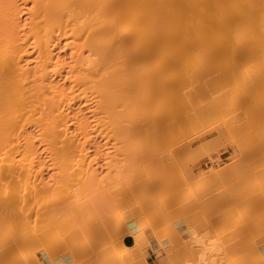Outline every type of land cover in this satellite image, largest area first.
<instances>
[{"label":"bare ground","instance_id":"1","mask_svg":"<svg viewBox=\"0 0 264 264\" xmlns=\"http://www.w3.org/2000/svg\"><path fill=\"white\" fill-rule=\"evenodd\" d=\"M241 48H242V51L240 50ZM244 48L247 50H245ZM229 49H234L235 54L234 55L232 54V56H231V54H229L230 52H228V54H226L225 51H228ZM253 49H255L256 52L259 54L255 53V51ZM243 50H244V52H243ZM250 50H252L253 52L251 53ZM221 51H222V53L224 51L225 54L221 53L222 55H220L219 53ZM230 51H232V53H234L233 50H230ZM237 52L238 53L240 52L239 53L240 55H238ZM248 53H251V54H248ZM218 54H219V57L221 56L220 58L218 57ZM236 54L238 55V59H237V57H233ZM242 54L244 55V58H243ZM223 55H224V57H223ZM225 55L226 56L229 55V57H232L231 60H229L228 58H226L228 60L224 59L226 57ZM261 55H264V0H0V230H2V233L7 232L5 234L7 235V237H9L11 239V242L13 243V245L14 244L16 245V248L18 245H21V246H18V250L20 247H24L26 250L27 249L26 247H28L27 246L28 244L31 245L30 246L31 250H32V248L35 250L36 246L34 245L35 248L32 247L33 242L38 241V243H39L42 239V238L40 239V237H42V234L44 235V233L46 232L45 230L48 229V227H46L48 225L45 224L46 222L44 220L47 217L50 218V216L44 215V211L49 215H53L54 214L53 212L56 213V211H53L54 209H52V208H50V210L52 209V212L49 210V208L46 210L45 204L46 203L48 204V199L50 200V198L55 197V195L57 194L60 198L56 195V199L55 198L54 199L57 201V197H58L59 198L58 201H59L61 199V195H59V194H61L62 192L65 191V193H63V195H66V190L68 191V189H70V187L68 188L65 184H71L72 186H75V184L79 183L78 186H76L77 188H79V190H77V188H75V190H74V188L73 189L71 188V189L73 191L77 190L76 192H79L81 190L82 194L84 195L87 192V191H83V190H85L86 185L88 186L89 184L91 185V183H93L92 181L94 180V178H95L94 176L97 172V170L95 171V169H98V168H94L93 164L98 165L96 159L98 158V156L100 157V155H97V157L95 158L94 156H96V155L93 154L94 156L91 157V155H90V152L92 150L91 147H94V149L92 150L93 152L98 151V152H100V154L103 153V152L101 153V151L98 150L100 147V145H98L96 143L98 138L102 139L101 142H103L102 144L104 145V142H105V144L107 143L106 139L108 140L109 137H110V140L113 139V138H111L110 135L114 136V138H116L118 141H120L124 136H127L131 133L130 140H132V142H130V143L137 144L138 143L137 140L139 139V137L142 135L144 136V134H147V137L150 136V139H147V137H146L147 141H150L151 138H154V137H151V135L154 132H158V131L162 132V130H164L167 133H172V131H174L177 127H185V126H189L190 123L193 124L194 122L195 123L200 122V120L202 118L208 116L211 112L213 114V111H215L216 107L219 106V105H217L218 104V100H217L218 98L224 99L225 97H222V96H224V95L226 97L229 96L227 94L228 89L234 87L235 80L233 79L234 83L231 84V87H229L230 83L228 82L229 85H228V88H226L224 86L226 84V83L224 84V80H225L224 77H226L227 75H228V77L231 75L234 77L236 76V79H237V74L239 73V71H241V74L239 73L238 75H242V72L244 70H247V71H249V73H253V76H252V75H248L249 74L248 72H243V75H244V73L247 74L246 75L247 77L245 76L247 79H249L248 77H254V76L256 77L257 76L256 78L255 77L254 78L256 80H258L260 78V82H261L260 76H262V81H264V61L261 60L262 59ZM248 56L250 58L252 57L251 60L253 58H255V60L250 61V58ZM207 57H209V58H207ZM210 57H214L213 59H215V57H216V59H218V60H216V61H218V63L215 61H212V58H210ZM247 57L249 58L248 61L245 59ZM221 58L223 60H225V63H227V64H224V61L221 62ZM233 58L237 59V61ZM239 59H242V60H239ZM206 60H207V66H206ZM233 60L236 62L235 65L233 64L234 63ZM208 62H210V63H208ZM122 63H124L123 65H125V63H127L129 65L130 72L131 73L133 72V74H131L132 77L129 76V77L125 78V74H123L124 76L122 77V76H120L121 74L119 71L118 72L120 75L118 74V72H117L118 69L115 71L116 66H119ZM209 64H210V66L213 65V67L215 69L213 67H212L213 70L211 67L209 68L208 67ZM215 64H217V65L219 64V66L221 64V66H220L221 68L218 66L219 69H221V71H218L219 69L217 66H215ZM130 65H131V68H130ZM225 65L229 66V67L227 69H225L226 68ZM233 65L235 67H233ZM222 66L225 68H222ZM229 68H232V69L229 70ZM233 68L240 69V70H235ZM222 69H224V70H222ZM214 70H216V72L218 71L217 73L215 72L216 77L220 76V79L219 78L218 79L223 81V82L216 81V84L218 83L219 85H216L215 83H213L216 85V86L215 85L214 86L219 87L220 83H221V86L223 83L224 84L223 87L226 88L227 91H226V89H224L225 90L224 93L225 92L226 93L224 94L223 92H221V94H220V95H222L221 97H219L220 95H218V92L216 91L217 94L215 96H218V98L215 99V96L213 93H215L214 91L218 89V88H216V89H214V91L212 93L213 96H211L213 100H209V99H211L210 96L208 99V97L206 95L207 93H205L207 99L204 100L203 97L205 98V96H202V95H204L203 92H205V90H207L209 88H207V86H203V84L209 85L210 82L208 84H206L205 82H207V80L209 79V78H206L205 79L206 81H204V83L202 80H201L202 84L199 83L200 82L199 76L201 73L203 74L205 72L203 75H206L209 77V76H211L209 74H211V72H213ZM225 70H227V71L229 70L230 72H232L231 75H229L230 74L229 71L227 72ZM209 71H211V72H209ZM224 71L226 72V74L227 73L228 74L226 75L224 73ZM235 71H236V73L237 72L238 73L236 74ZM134 73L136 76H138L137 79H133ZM215 73L213 72L214 75H215ZM222 73L226 76H224ZM233 73H235V74H233ZM217 74H218V76H217ZM255 74H257V75H255ZM243 75H242V78L244 77ZM258 75H260V76H258ZM221 76L222 77L224 76L223 77L224 79ZM245 77L243 79L241 78L240 81H242L244 79H245V81L251 80V78H250V80H246ZM134 78H136V77H134ZM210 78H211L210 80L214 79V77L213 78L210 77ZM238 78H239V76H238ZM254 78H253V80H255ZM229 79H231V78L229 77ZM215 80H216V78H215ZM227 80H226V82H227ZM256 80L254 82L251 81V82L255 83V85L252 83L253 86H255V88H257V85L259 84V82L257 83ZM197 81H199V82H197ZM236 81L239 83L238 80H236ZM245 83L247 84V82H245ZM256 83H257V85H256ZM200 84L203 87H206L207 89L203 88ZM252 84H248L247 86H250L251 88H253ZM186 85L189 88L187 91L183 90V88L187 87ZM262 85H264V83H262L260 86H262ZM240 86H242V85H240ZM244 86H246V85H244ZM260 86H258V87H260ZM210 87H212L211 89L213 90L214 87L213 86H210ZM236 87H237V89H239L238 88L239 84ZM250 87L246 88V94H249V93H247L248 92L247 90H248V88L250 90L251 89ZM244 88L245 87H243V89ZM262 88H264V86H262L260 88V92L264 91V89H262ZM211 89L209 91H211ZM243 89L242 88L240 89L242 94L239 90H237L238 92H240L239 94H237L238 92L236 90H234L236 93L235 92H233V93L237 94L238 96L240 95L239 97H243L244 96L243 92L245 91ZM252 90H250V91L252 92ZM256 90L254 89L253 93ZM209 91H208V94H209ZM229 92H231V89H229ZM253 93H251V95L253 97H254V95H257V94H253ZM229 94L231 95V93H229ZM262 94H264V92H262ZM262 94H260V95H262ZM233 95H232V97L234 99ZM241 95H243V96H241ZM236 96H235V98L237 100H239L240 98L238 99L237 98L238 96L237 97ZM244 97L246 98V96H244ZM261 97H264V96H261ZM228 99L229 98L227 97L226 100H228ZM241 99L243 100V98H241ZM250 99H252L254 101L256 100V98L253 99L251 97H250ZM221 101H224V100H221ZM254 101H252V102L254 103ZM121 102H122L124 107L121 104H119ZM219 102H220V100H219ZM224 102H223V104H224ZM258 103H260V102H258ZM118 104H119V106L124 108V111L127 110L126 113L128 114L127 115L128 118L127 117L126 118L128 120L127 119L126 120H127V122L129 121L128 124H130V125H128V127L130 129H128V127H126V129L123 128V123H121L120 117L118 119L115 118V114L120 116L119 112L122 111L121 108L117 110ZM250 104L251 103H249L248 105H250ZM228 105H229V103H228ZM261 108H264V107L261 106ZM227 111L228 110H226V112ZM262 112H264V111H262ZM123 114L125 115V113H123V111H122V115ZM238 114H239V112H238ZM109 116H111V117H109ZM231 117H233V116H231ZM246 117H242V118H246ZM262 117H264V116H262ZM112 119H116L119 121L117 122L116 125H114ZM116 120H114V122H116ZM110 121H112L113 125H111ZM108 122H110V123H108ZM119 122L122 124V126H121V124H119ZM226 123H227V119H226ZM244 123L245 122H243V124ZM240 125H238V127ZM245 125H244V127H245ZM241 128H243V127H241ZM119 129H120V131H119ZM127 129H128V132H127ZM262 129H264V128H262ZM122 130L125 132H123ZM254 130H256V129H254ZM241 131H242V129H241ZM139 133H141L142 135ZM123 134H124V136H123ZM134 135L138 139H136V137L133 138ZM155 135L158 136L159 134H154V136ZM163 135L166 136L165 133ZM179 135H177V136H179ZM239 135H240V133H239ZM157 136H156V138H157ZM170 136H168V137H170ZM245 136H246V134L244 133V137ZM248 137H251V136H248ZM260 137H261V135H260ZM135 139H136L137 143L135 142ZM172 139H173V137H172ZM172 139H170L171 140L170 142H172ZM262 139H264V138H262ZM143 140H144V138H143ZM143 140H141L142 142L140 141L141 145H142V143H144ZM157 140H158V138L156 139V142L158 143ZM167 140H169V138ZM125 141H126V139L123 140V142H125ZM127 141H129V139ZM101 142H100V144H101ZM240 142H242V141L240 140ZM145 143H146V140H145ZM148 143H150V142H148ZM259 143H258V145H259ZM154 144L156 145V143H154ZM141 145L138 147L140 148ZM146 145L148 146V144H146ZM151 145H152V143H151ZM155 145L150 146V148L151 147L154 148L156 146L158 147V145H156V146ZM218 145L219 144H217V146L214 148H217L220 146V145L219 146ZM240 145H238V146H240ZM244 146H246V145H244ZM113 147H116V145ZM130 147H131L130 149H129V147L126 148V146L124 148L128 149L127 151L130 150L129 151V152H131L130 154H133L134 152L135 153L138 152V150L135 151V148H137V146L136 147L130 146ZM146 147L144 146V150ZM199 147L200 146H198V150H196V151H197V153L201 154L203 151L202 150L203 148L201 146L202 149H199ZM104 148H106V146H104L102 149H104ZM116 148H114V149H116ZM124 148L122 149V146H121L120 149H122L124 152H127L126 149L124 150ZM255 148H253V149H255ZM122 150H119V148H118V150H117L118 154H120V152L122 153ZM189 151H190V149H189ZM169 152H171V151H169ZM96 154H98V153H96ZM152 154H155V153H152ZM239 154H240V152H239ZM255 154L256 153H254V155ZM125 155H126V153H125ZM136 155L139 156V158H140V155H138V154H136ZM164 155H166V154H164ZM197 155L199 156V154H197ZM137 156L135 158L139 159V158H137ZM162 156H163V154H162ZM110 157H112V156H110ZM110 157H108V159H110ZM120 158H123V156ZM143 158H146V157L144 156ZM125 159H126V157H125ZM151 160H152V158H151ZM163 160H165V159H163ZM174 160H172V161H174ZM114 161H116V159H114ZM120 161H122V160H120ZM123 161L125 162V160H123ZM139 161H141V160L139 159L138 163H139ZM146 161L143 162L144 165H148V164H145ZM156 161H157V159H156ZM105 162H107L106 159L103 162V164ZM147 162L150 163V161H147ZM168 162H169V160H168ZM130 163L131 162L129 160V164L127 163V165L131 166ZM140 163H142V162H140ZM158 163H159V161H158ZM105 164H107V163H105ZM120 164H119V166L121 167ZM239 164H241V163H239ZM136 165H137V163H136ZM138 165H140V164H138ZM141 165H143V164H141ZM254 165H256V163ZM98 166H99V168L101 167V165H98ZM103 166H105V165H103ZM106 166H105V169H107L109 167V166H107V168H106ZM116 166L118 167V172H119L120 168L118 165H116V163L114 165V168H112V170L114 169V171H115ZM133 166L131 169L130 168L129 169L132 170L136 167V166L135 167H133ZM165 166H167V165L165 164ZM142 167L144 168L145 166H142ZM223 167H222V169H220V170H222V171H220L222 174L220 176H223L225 179L227 177L224 176L223 175L224 173H222V172H225L226 170L230 171L231 165H225V167L224 168ZM138 168H139V166H138ZM143 168H142V170H143ZM146 168H148V167H146ZM170 169H175V167L174 168L170 167ZM107 170H109V168ZM142 170H140V171H142ZM161 170H162V168H161ZM136 171H138V169ZM156 172H155V175L158 174V173L156 174ZM208 172L209 173H207V175H205L207 177L205 180L209 179L208 180L209 183H210V180L212 182L217 181L216 179L219 180V177L217 176L219 174V168L215 169L214 167H212ZM238 172H240V171H238ZM105 173L107 174V172H105ZM146 173H144V174H146ZM257 173L258 172H256V174ZM133 174H135L134 170H133ZM162 174H163V172H162ZM100 175H99V177H100ZM112 175H114V173L111 174V176ZM139 175L137 178L138 180H139ZM185 175H188V174H185ZM134 176H132V177H134ZM152 176H154V174H152ZM157 176L160 177L159 174ZM164 176H167V172H166V175H164ZM106 177H107V175H106ZM114 177H115V175H114ZM214 177L215 178L218 177V178H216L214 180ZM103 178H102V180H103ZM140 178L142 179V177H140ZM161 178H163V176ZM204 178L205 177L203 176V178H201L199 181L202 182L204 180ZM230 179H231V177H230ZM262 179H264V178H262ZM168 180H171V177ZM163 181L166 182V180H164V178H163ZM208 181H207V183H208ZM128 182L131 183L130 181H128ZM203 182H205V181H203ZM236 182H237V180H236ZM108 183H109V181H108ZM159 183H160V181H159ZM216 183H218V182H216ZM220 183H221V181H220ZM224 183H225V181H224ZM123 184H124V181H123ZM143 184L144 183H142V185ZM145 184H146V182H145ZM148 184H149V182H148ZM150 184H152V183H150ZM162 184H161V186H162ZM178 184H179V182H178ZM152 185H154V184H152ZM197 185H198V183H197ZM215 185H217V184H215ZM218 185H220V184H218ZM115 186H117V185H115ZM156 186H158V185H156ZM224 186H225V184H224ZM88 187L90 188V186H88ZM88 187H86V189H88ZM128 187H131V186H128ZM140 187H141V184H140ZM144 187H145V185H144ZM203 187L201 188V190L203 189ZM62 188H65V189H62ZM110 188H112V186ZM186 188H187V186H186ZM61 189H62L61 193L55 192V194H54V191H61ZM96 190H98V189H95V191ZM136 190H139V188L138 189L136 188ZM249 190H251V189H249ZM73 191H71V192H73ZM91 191H93V190L91 189ZM116 191H117V189H116ZM126 191L130 192V191H128V189ZM175 191H177V190H175ZM182 191H183V189H182ZM211 191H213V190H211ZM228 191H230V190H228ZM76 192H75L74 196L77 197L79 193L77 194ZM83 192H85V193H83ZM101 192H103L102 189H101ZM132 192H134V191H132ZM190 192H191V190H190ZM224 192H226V191H224ZM240 192H241V190H240ZM255 192H256V190H255ZM89 193H87V194L89 195ZM95 193H97V191L94 192V194ZM99 193L100 192L98 191V194ZM108 193H109V191H108ZM152 193H154V192H152ZM98 194H97V196H98ZM104 194L106 196L107 192L106 193L104 192ZM136 194H137V192H136ZM157 194L160 195L159 192ZM80 195H81V193H80ZM91 195L93 197V194H90V196L87 197L89 200V201H87V203H90V204L92 203L91 202L92 200H90ZM123 195L125 198L127 197V196H125V194H123ZM127 195H128V193H127ZM235 195H237V194H235ZM72 196H70L71 198L69 197V199H68V200H71L72 202H70V201H68V202L73 204V199L75 198V200H76V197H74V196L72 197ZM99 196L102 198V195H99ZM191 196H192V194H191ZM103 197H104V195H103ZM154 197H155V195H154ZM64 198L66 199L67 196H64ZM64 198H63V200H64ZM87 198L85 197V200H84L85 202H83L81 200V202H83V203H81L79 201L80 205L76 204V206H75V203H74V206L71 205V206H73L72 210L74 207L79 208V207H83V206L87 205V203H86ZM54 199H52V204L54 203ZM81 199H83V198H81ZM94 199H96V198H94ZM129 199H132V198H129ZM168 199H170V198H168ZM152 200H155V199H152ZM152 200L150 202H152ZM156 200H157V196H156ZM162 200H163V194H162ZM162 200H160V201L162 202ZM44 201H45V203L43 205ZM109 201H111V200H109ZM143 201H144V199H143ZM188 201H189V199H188ZM118 202H119V200H118ZM164 202H165V200L163 201V203ZM168 202L166 201L165 204ZM49 203H51V200ZM63 203H64V201H63ZM63 203H61V206ZM100 203H101V201H100ZM100 203H97V204H100ZM169 203H171V202H169ZM209 203H210V200H209ZM258 203H261V201ZM65 204H68V203H65ZM90 204H89V206L91 207L92 204L91 205ZM97 204L95 206H98ZM115 204H116L115 205V207H116L117 203H115ZM141 204H142V200H141ZM53 205L57 206V204H55V203ZM100 205H99V207H100ZM138 205H140V203ZM158 205L160 206V202ZM184 206L182 205V207H184ZM99 207H98V209H99ZM115 207H113V209ZM131 207H129V208L132 209ZM145 207H147V206H145ZM55 208H57V207H55ZM67 208L68 207H66V209ZM101 208H103V206ZM119 208H121L120 209V211H121L122 207H119ZM123 208H124V206H123ZM194 208L196 209L197 207H194ZM103 209H105V208H103ZM103 209H101V210H103ZM125 209H126V207H125ZM130 209H128V210H130ZM139 209H140V206H139ZM157 209H158L157 206H155V210H157ZM48 210L52 214H50ZM76 210H77V212L79 211V209H76ZM82 210H86V211H84V212H86L85 215L87 216L89 214L88 215L89 218L90 217L94 218V215L96 216V214H97V213L95 214L96 211L98 212L99 216L102 215V214H100L101 212L97 209H95V211L93 213H91L92 212L91 209H82ZM180 210H181V207H180ZM114 211H113V214H115ZM138 211H140V210H138ZM165 211L167 212L168 210H164V212ZM57 212H58V210H57ZM166 212H165V214H166ZM64 213H66V212H64ZM161 213H163L162 210H161ZM69 214L73 215L70 211H69ZM92 214H93V216H92ZM98 214H97V216H98ZM106 214L108 216L109 212ZM180 214H182V213L180 212ZM227 214L224 213V215H227ZM111 215H109L110 219H109V217L105 216V218L107 220L105 218H103L101 222L99 220H97L99 217L95 218L97 221H99L101 223V224L100 223L99 224L101 226H103L100 228L101 231H102V228L105 229L107 227L108 219H109V222L113 221V219H111ZM163 215H164V213H163ZM44 216H46V217H44ZM55 216H54V218H57ZM73 216H71V217H73ZM76 216H79V219H78V217H77V219L82 221L81 220L82 218L80 217V213H78V215H76ZM114 216H116V215H114ZM138 216L140 217L141 215H138ZM167 216H169V215H167ZM40 217H42V218H40ZM66 217L68 218V214L66 215ZM83 217H85V216L83 215ZM102 217H104V215L100 216V218H102ZM118 217L120 218L121 215L120 216L118 215ZM32 218L34 219V222H33ZM60 218H61V216L59 217V220H60ZM93 218H91V220ZM112 218H113V216H112ZM220 218H221V216H220ZM31 219H32V221H31ZM39 219H42V220H40V222H39L38 221ZM84 219H83V221H84ZM95 219H93L90 222L94 221V224H93L94 227H95V225L100 227L97 222L95 223ZM116 219H118V218H115V220ZM50 220H52V218ZM59 220H58V224H56V225L54 224V228L57 227L55 230L59 229V231H60L62 229L61 227L63 226L64 223H61V221H63V218L60 220V222H59ZM67 220H69V219H67ZM67 220H66V222H68V223H66V224L72 225L73 221L69 220L70 221V223H69V221H67ZM74 220H75V218H74ZM119 220H121V219H119ZM123 220H121V221H123ZM47 221H49V219ZM53 221L56 223V220H53ZM53 221H52V224L54 223ZM76 221L77 220H75V222ZM85 221L89 222L87 220V217H86ZM116 221H118V220H116ZM233 221H234V218H233ZM30 222H32V223H30ZM77 222H79V221H77ZM82 222H79V225H78L79 227L81 225V229H82V224H81ZM42 223L45 224L44 225L46 227L45 229L42 228V225H41ZM59 223H61V224H59ZM83 224H84L83 226L85 227L86 223L84 222ZM114 224H113V226H114ZM119 224H121V223H119ZM59 225L60 226L62 225V226L60 227ZM71 225H70V227H72ZM86 225L88 228L89 224L87 223ZM122 226H125V225H122ZM73 227H75L74 231H77V228H76L77 225L73 226ZM84 227H83V229H84ZM98 227H96V230ZM51 228H52V226H51ZM110 228H112V226ZM110 228L107 227L106 229L108 230ZM122 228H120V229H122ZM42 229H44V233H43ZM92 229H93V227L91 228L90 232H94V230L92 231ZM48 230H50V229H48ZM64 230H66V229H64ZM88 230L89 229L86 230V233ZM100 230L98 228V232ZM107 230H104L105 233H107ZM53 231L54 230H52V232ZM61 231H63V230H61ZM74 231L72 230V232H74ZM78 231L80 232V229ZM101 231H100V234H101ZM122 231H123V229H122ZM2 233H0V236L3 235ZM47 233L49 234L48 231H47ZM62 233L63 232H61V234ZM88 233H89V231H88ZM97 233L95 231L96 235H94V236H97L99 234V233L98 234ZM80 234H82V233H80ZM102 234H104V233H102ZM107 234H104V235H107ZM118 234H119V231H118ZM58 235L60 236V233ZM58 235L53 234L52 236L53 237L55 236L56 238H58L57 237ZM63 236H65V234ZM74 236L80 237V235H74ZM74 236H71V237H73V240H75ZM81 236H82L81 238H83V234ZM98 236H100V235H98ZM114 236L116 238V235H114ZM53 237H52V239H53ZM55 237H54V239H55ZM105 237H104V239H105ZM75 238H78V237H75ZM87 238H85V239H87ZM92 238L94 239V237H92ZM43 239H42V241H43ZM52 239H50V242H51V244L55 245L53 243ZM83 239H82V241L84 243L80 241L81 244L79 243V246L82 244H83V247L86 246L85 245L86 240H83ZM71 240H72V238H71ZM96 240H97V238H96ZM109 240H110V238H109ZM1 241H2V239H1ZM48 241L49 240H47V242ZM91 241H93V240H91ZM94 241H95V239H94ZM99 241H100V239H99ZM104 241L106 242V240H103V242ZM138 241H139V243H142L140 240H138ZM47 242L45 240L44 244L47 245ZM63 242H60V243L63 244ZM78 242H79V240H77V243ZM87 242H89V240ZM97 242H98V240L94 242V243H96L95 245H97ZM101 242H102V240H101ZM105 242H104V244H105ZM115 242H117V241H115ZM115 242H113L114 244H112L114 248L110 245H109V247H112L114 250L112 248L111 249L114 251V254H117V253H115L116 252L115 250L118 249L117 247H119V245ZM139 243L136 245V247L139 245ZM59 244H56L55 247L53 246V248L55 249ZM107 244H109V243H107ZM116 244H117V246H116ZM201 244H202V242H201ZM201 244H200V246H201ZM15 245H14V247H15ZM46 245H44V246H46ZM114 245L116 246V249H115ZM4 246H5V244H4ZM39 246H40V244H39ZM65 246H66V244H65ZM183 246L181 249H183ZM7 247H9V246H7ZM41 247H43V246H41ZM58 247H57V249H58ZM99 247H98V249H99ZM104 247L108 248L106 246H104ZM202 247L204 249L206 248V250H204ZM202 247H201V250H200V248H199V250H197V257L195 256L197 261L195 264H212V263H209L210 261L208 262V261H206L207 259H205V258H207V256L205 254L210 253L211 247L210 246H209L210 248L208 247L209 253L207 252V247L203 246V244H202ZM16 248H12V249L16 250ZM77 248H78V246L76 247V250H77ZM105 248L104 249L101 248L103 253H104L103 250H106ZM52 249L49 248L50 251ZM101 249L99 250V252H101ZM130 249H129V251H130ZM229 249H230V247H229ZM29 250H30V248H29ZM61 250H63V249H61ZM69 250H71V252L74 251V249L73 250L69 249ZM112 250H111L112 255H114ZM190 250H192V249H190ZM211 250L213 251L215 249L213 248ZM216 250L218 251V249H216ZM25 252L30 253L29 251H25ZM47 252H48V250H47ZM102 252H101V254H103ZM192 252H194V250ZM194 253H196V252H194ZM225 253H227V252H225ZM94 254H96V253H94ZM98 254L99 253H97V255ZM231 254H233V252ZM252 254L254 255L253 251H252ZM97 255H95V256H97ZM192 255H193V253H192ZM27 256H29V254H27ZM114 256H116V255H114ZM183 256H184V254H183ZM190 258H191V256H190ZM243 258H245V257H243ZM172 259H173V257H171V260ZM249 260H250V258H249ZM253 260H254V258H253ZM174 261L175 260H173L172 262L174 263ZM243 261H244V259H243ZM254 261H256V260H254ZM260 262H259V264H260ZM241 263L245 264V262H241ZM262 263H264V262H262ZM142 264H148V263L146 261H144ZM184 264H189V263L185 262ZM247 264H249V263H247Z\"/></svg>","mask_w":264,"mask_h":264},{"label":"rangeland","instance_id":"2","mask_svg":"<svg viewBox=\"0 0 264 264\" xmlns=\"http://www.w3.org/2000/svg\"><path fill=\"white\" fill-rule=\"evenodd\" d=\"M245 49V48H244ZM249 49V48H248ZM230 50H233L234 51V49H229L228 51H225V53L226 54H228V52H230L229 54H231V56H232V54L234 55L235 54V51H234V53H232V51H230ZM236 50V49H235ZM239 50V49H238ZM241 51H242V48L240 49ZM239 50V51H240ZM245 50H247V49H245ZM254 51H255V53H257L256 52V50L255 49H253ZM237 51V50H236ZM251 51V53L253 52L252 50H250ZM243 52H244V50H243ZM222 53V51L219 53L220 55H222V54H225L224 53V51H223V53ZM238 53V52H237ZM240 53V52H239ZM238 53V55H240ZM251 53H248V54H251ZM219 54H218V57H219ZM244 54V53H243ZM242 54V55H243ZM246 54V53H245ZM257 54H259V53H257ZM256 54V55H257ZM237 55V54H236ZM233 56V57H237V59H238V55L237 56ZM226 56V55H225ZM228 56V57H227ZM224 59H226V58H228L229 60H231V58L232 57H229V55H227ZM251 56V55H250ZM262 56V61H264V55H261ZM217 57V56H216ZM216 57H215V59H213L214 57H210V58H212V61H215V62H217L218 63V61H216V60H218V59H216ZM221 57V56H220ZM219 57V58H220ZM223 57H224V55H223ZM240 57V56H239ZM249 57V56H248ZM245 58L247 61H248V59L250 58ZM259 57V56H258ZM207 58H209V57H207ZM243 58H244V55H243ZM252 58V57H251ZM251 58H250V61H254L255 60V58H253L252 60H251ZM261 58V57H260ZM228 59H226V60H228ZM233 59H235V58H233ZM237 59H235L236 61H237ZM209 60V59H208ZM239 60H242V59H239ZM260 60V59H259ZM260 60V61H261ZM220 61V60H219ZM222 61H224V64H227V63H225V60H223L222 58H221V62ZM234 61V60H233ZM214 62V63H215ZM229 62V61H228ZM232 62V61H231ZM230 62V63H231ZM208 63H210V62H208ZM235 61H234V65H235ZM124 63H122V64H120L119 66H116V68H115V71L117 70V72L119 71L120 72V74H119V72H118V74L120 75V76H124L123 74H125V78L126 77H132V75L131 74H133V72L131 73L130 72V69H129V65L127 64V63H125V65H123ZM223 64V65H224ZM212 65V64H211ZM230 65V64H229ZM233 65V67H235ZM206 66H207V60H206ZM215 66H219V64L217 65V64H215ZM220 66H221V64H220ZM219 66V67H220ZM226 66V65H225ZM231 66V65H230ZM208 67L210 68H212L213 67V65L212 66H210V64L208 65ZM219 67H218V69H219ZM229 66H226V68L225 67H223L222 66V68H225V69H227ZM130 68H131V65H130ZM207 68V67H206ZM214 68V67H213ZM213 68H212V70H213ZM221 68V67H220ZM215 69V68H214ZM217 69V70H218ZM232 68H229V70H231ZM233 69H235V68H233ZM208 70V69H207ZM210 70V69H209ZM211 70V71H212ZM222 70H224V69H222ZM228 70V71H229ZM235 70H240V69H235ZM244 70V69H243ZM242 70V71H243ZM127 71V72H126ZM132 71V70H131ZM211 71H209V72H211ZM218 71H221V69H219ZM217 71V72H218ZM225 71H227V70H225ZM224 71V73L226 74V72ZM227 71V72H228ZM214 73L216 72V70H214L213 71ZM213 72H211V74H209L208 72V74L209 75H211V76H206V75H203L202 73L200 74V82L199 81H197V82H199V83H201V80L203 81V83H204V81H206L205 79L206 78H209L208 80H207V82H205L206 84H208L209 82H210V84L209 85H205V84H203V86H207V88H209V89H207L206 87H203L201 84V86L203 87V88H206L207 90H205V92H203V94L204 95H202V96H205V98L203 97V99L204 100H206L207 98H206V95H207V97H208V99H209V96L211 97V96H213V94H214V96L217 94V92H218V95H220L221 94V92H223L224 93V89H226V88H228V82L230 83V86L229 87H231V84L232 83H234L233 82V79L235 80V83H234V87H232V88H229V89H231V92H229V89H228V95L230 96H227L229 99L228 100H226L227 99V97L224 95V96H222V95H220L219 97H225L224 99H220V98H218V96H215V99H217L218 100V104L217 105H219V106H217L216 107V109H215V111H213V114H212V112L208 115V116H206V117H204V118H202L201 120H200V122H194L193 124L192 123H190L189 124V126H185V127H177L174 131H172V133H167V132H165L164 130H162V132L161 131H158V132H154L152 135H151V137H154V138H151V140L150 141H147V139H150V136L149 137H147V134H144V136L141 134V133H139V134H141L142 136H138L139 137V139L134 135V137L133 138H135L136 137V139H138L137 141H138V143H137V141H136V139H135V142L137 143V144H132V143H130V142H132V140H130V138H131V133L129 134V135H127V136H124V134H123V136L125 137H123L122 139L123 140H125L126 139V141L125 142H123V140L121 139H119L120 141H118L116 138H114V136H112V135H110L111 136V138H113V139H111L110 140V137L108 138V140L106 139V141H107V145L105 144V142H104V145L102 144L103 142H101L102 141V139L101 138H98L97 139V144L98 145H100V147H99V149L98 150H100L101 151V153L102 154H100V152H93L92 150L94 149V147H91V152H90V155H91V157H93L94 155H96V156H94L95 158L97 157V155H100V157L98 156V158L96 159V161H97V163H98V165H101V167L99 168V166L96 164V165H94L93 164V167L94 168H98V169H95V171L97 170V172H96V174H95V178H94V180L92 181L93 183H91V185L89 184L88 186H90V188L86 185V187H88V189H86V187H85V190H83V191H87L86 193L85 192H83V193H85L84 195L82 194V192H81V190L79 191V192H76L77 190H79V188H77L76 186H78V184L79 183H77V184H75V186H72L71 184H65L68 188L70 187V189L72 188H74V190H75V188H77V190L76 191H73L72 189L70 190V189H68V191L66 190V195H63V193H65V191L64 192H62V189H65V188H62L61 189V191H54V194H55V192H62L61 194H59V195H61V199L58 201V199L60 198L57 194V196L59 197H57V201L55 200L56 199V195H55V197H52V198H50V200H51V203H49L50 202V200L48 199V204L50 205H48L47 203V205L45 204V207H46V210L49 208V210H50V208H52V209H54L53 211H56V213L55 212H53L54 214L53 215H49V214H47L45 211H44V215H46V216H50V218L49 217H47L44 221L46 222L45 224H47L48 226H46V227H48V229H50V230H45L46 232V234L44 233V229L46 228L44 225L45 224H41L42 225V228H44V229H42V231H43V233H44V235L42 234V237H40V239L42 238H44L43 239V241H42V239H41V241L38 243V241L37 242H33V245H32V247H34L35 248V246H36V248H35V250L32 248V250H31V245H27L28 247H26L27 249L25 250V248L24 247H20L19 248V250H18V246H21V245H18L17 246V248H16V245H15V247H14V245H13V243L11 242V239L9 238V237H7V235L5 234V233H7V232H3L2 233V230H0L1 232L0 233H2L3 235H1L0 236V238L2 239V241H1V239H0V241L2 242H0L1 244H0V264H142L144 261H146L147 263H148V258H149V248H150V244H151V241H152V239H153V241H154V243H156L157 245H158V248H159V251L157 252V254L158 255H160L161 253H163L164 255H168L169 256V258H170V260H171V257H173V259L171 260V262L173 261V260H175L174 261V263L173 264H184L185 262L186 263H189V264H195L196 263V257H197V250H199V247H202V244H203V240H204V235L202 236V240H201V242H202V244H201V242L200 243H198L199 241L197 240V232H198V229L199 228H202V231H204L205 232V234H206V236H205V238L207 239V242L209 243V244H211V245H208V246H206L207 247V252H208V250H209V248L211 247V249H215V250H211L210 249V253L212 254L211 256V259H210V262L208 261V260H206V261H208L209 263H212V264H214L215 262H217L218 264H244V263H241V262H245V264H247V263H249V264H259V262H260V264L262 263V262H264V257H262L261 255H260V253H259V248L261 247V246H264V179H262V178H264V139H262V138H264V129H262V128H264V117H262V116H264V112H262V111H264V108H261V106L262 107H264V97H261V96H264V94H262V92H264V91H261L260 92V88L262 87V86H264V85H262V86H260L262 83H264V81H262V76H260V75H258V76H260L261 77V82H260V78L258 79V80H256L255 78L257 77H248L249 79H247L246 77V75L247 74H245L244 73V75H243V72H248L249 73V71H247V70H244L243 72H242V75L246 78V80H250V78H251V80L250 81H245V79L244 80H242V81H240L241 80V78H242V75H238L239 73L241 74V71H239V73L237 74L236 73V71H235V73L237 74V79H236V76L234 77V76H232L231 75V73L232 72H230V74L229 75H231V76H229L231 79H229V77H228V73L226 74V75H224L223 73V75L224 76H226V77H224L225 78V80H224V84L222 83V86H221V83H220V86L219 87H215L216 85H219L218 83L216 84V81H218V82H223L222 80H219L220 79V76H218V74H217V76L218 77H216V73H215V75L213 74ZM253 72V71H252ZM206 73V74H207ZM235 73H233V74H235ZM128 74V75H127ZM130 74V75H129ZM213 74V75H212ZM220 74V73H219ZM248 75H252L253 76V73H249ZM255 75H257V74H255ZM134 77H136V78H134L133 77V79H137V77L138 76H136L135 75V73H134V75H133ZM205 76V77H204ZM238 76H239V78H238ZM198 77V78H199ZM210 77H214V79H212V80H210L211 78ZM222 77V76H221ZM222 77V78H223ZM234 77V78H233ZM243 77V78H244ZM215 78H216V80H215ZM219 78V79H218ZM223 78V79H224ZM242 78V79H243ZM253 78L257 81V83L259 82V84L257 85V83H256V85H257V88H255V86H253V84L255 85V83H253L255 80H253ZM218 79V80H217ZM228 79V80H227ZM215 80V81H214ZM226 80H227V82H226ZM236 80H238L239 81V83L236 81ZM213 81V82H212ZM251 81H253V82H251ZM237 82V83H236ZM245 82H247V84L245 83ZM212 83V84H211ZM213 83H215V84H213ZM253 83V84H252ZM261 83V84H260ZM239 84V89H237V85ZM248 84H252V86H253V88H251L250 86H247ZM215 85V86H214ZM223 85L226 87V88H224L223 87ZM240 85H242V86H240ZM244 85H246L247 87H250L251 89L250 90H256L254 93H253V90H252V92L249 90V88H248V92L247 93H249V94H246V86H244ZM187 86V85H186ZM210 86H213L214 88H213V90L211 89L212 87H210ZM233 86V85H232ZM258 86H260V87H258ZM190 87V86H189ZM243 87H245L244 89H243ZM216 88H218L217 90H215L214 91V89H216ZM220 88V89H219ZM222 88V89H221ZM243 89V90H245L244 92H243V94H244V96H246V98L243 96V95H241V96H243V97H239L237 94H239L241 91H240V89ZM189 88H188V86L187 87H185V88H183V90H188ZM211 89V91H209ZM262 89H264V88H262ZM223 90V91H222ZM234 90H239L240 92H238L237 94H235L236 92L234 91ZM208 91H209V94H208ZM213 91L215 92V93H213ZM217 91V92H216ZM226 91H227V89H226ZM233 92H235V93H233ZM260 92V93H259ZM205 93H207L206 95H205ZM213 93V94H212ZM229 93H231V95L229 94ZM234 95H233V94ZM251 93H253V94H257V95H254V97L251 95ZM241 94H242V92H241ZM259 94V95H258ZM260 94H262V95H260ZM232 95L234 96V99H233V97H232ZM238 97H237V96ZM235 96L239 99H241V98H243V100L241 99H239V100H237L236 98H235ZM250 97L251 98H253V99H255L256 98V100L254 101V100H252V99H250ZM214 98V97H213ZM231 98V99H230ZM245 98V99H244ZM249 98V99H248ZM248 99V100H247ZM209 100H213L212 99V97H211V99H209ZM219 100H220V102H219ZM221 100H226L225 102L224 101H221ZM247 100V101H246ZM251 100V101H250ZM208 101V100H207ZM230 101V102H229ZM249 101V102H248ZM252 101H254V103L252 102ZM223 102H224V104H223ZM242 102V103H241ZM248 102V103H247ZM258 102H260V103H258ZM228 103H229V105H228ZM234 103V104H233ZM249 103H251L250 105H248ZM119 104H121L122 106H123V104H122V102L121 103H119ZM119 104H118V108H117V110L118 109H122V111H123V113H125V115L123 114L122 115V111H120L119 113H120V116L119 115H116L115 114V118H119L120 117V120H121V123H123V128H125L126 129V127H128V125H130V124H128V122H127V118H128V114L126 113L127 112V110L126 111H124V108H122L121 106H119ZM256 104V105H255ZM226 105V106H225ZM233 105V106H232ZM236 105V106H235ZM246 105V106H245ZM254 105V106H253ZM124 107V106H123ZM220 107V108H219ZM223 108V109H222ZM259 108V109H258ZM222 109V110H221ZM225 109V110H224ZM226 110H228L227 112H226ZM111 111V110H110ZM223 111V112H222ZM234 111V112H233ZM112 112V111H111ZM229 112V113H228ZM238 112H239V114H238ZM117 113V112H116ZM222 113V114H221ZM229 114V115H228ZM234 114V115H233ZM110 115V114H109ZM225 115V116H224ZM233 116V117H231V116ZM239 115V116H238ZM243 115V116H242ZM259 115V116H258ZM114 116V115H113ZM117 116V117H116ZM218 116V117H217ZM237 116V117H236ZM241 116V117H240ZM247 116V117H246ZM109 117H111V116H109ZM127 117V118H126ZM212 117V118H211ZM225 117V118H224ZM227 117V118H226ZM242 117H246V118H242ZM254 117V118H253ZM261 117V118H260ZM222 118V119H221ZM230 118V119H229ZM111 119V118H110ZM125 119V120H124ZM127 119V120H126ZM226 119H227V123H226ZM114 120H116V119H112V121H113V123H114V125H116L117 124V122L119 121V120H116V122H114ZM225 122H224V121ZM256 120V121H255ZM112 121H110L111 122V125H113L112 124ZM242 123H241V122ZM110 122H108V123H110ZM230 122V123H229ZM234 122V123H233ZM236 122V123H235ZM238 122V123H237ZM243 122H245L244 124H243ZM251 122V123H250ZM120 122H119V124H121ZM203 123V124H202ZM233 123V124H232ZM241 124V125H240ZM243 124V125H242ZM246 124V125H245ZM110 125V124H109ZM110 125V126H111ZM195 125V126H194ZM200 125V126H199ZM238 125H240L239 127L241 128V127H243V128H241L242 129V131H241V129L238 127ZM244 125H245V127H244ZM260 125V126H259ZM109 126V127H110ZM121 126H122V124H121ZM232 126V127H231ZM251 126V127H250ZM190 127V128H189ZM254 127V128H253ZM111 128V127H110ZM122 128V129H123ZM179 128V129H178ZM182 128V129H181ZM188 128V129H187ZM245 128V129H244ZM118 129V128H117ZM128 129H130L129 127H128ZM128 129H127V132H128ZM253 129V130H252ZM254 129H256V130H254ZM262 129V130H261ZM178 130V131H177ZM237 130V131H236ZM239 130V131H238ZM244 130V131H243ZM248 130V131H247ZM252 130V131H251ZM119 131H120V129H119ZM123 131V130H122ZM181 131V132H180ZM185 131V132H184ZM188 131V132H187ZM241 131V132H240ZM247 131V132H246ZM251 131V132H250ZM111 132V131H110ZM123 132H125V131H123ZM138 133V132H137ZM162 133V134H161ZM166 134V136L165 135H163V134ZM239 133H240V135H239ZM244 133L246 134V136L244 137ZM248 133V134H247ZM251 133V134H250ZM154 134H159L158 136L157 135H155L154 136ZM169 134V135H168ZM180 134V135H179ZM137 135V134H136ZM146 135V136H145ZM171 135V136H170ZM177 135H179V136H177ZM237 135V136H236ZM260 135H261V137H260ZM156 136H157V138H158V143L156 142ZM168 136H170V137H168ZM182 136V137H181ZM240 136V137H239ZM248 136H251V137H248ZM144 138V140H143V138ZM146 137H147V139H146ZM172 137H173V139H172ZM169 138V140H167ZM244 138V139H243ZM252 138V139H251ZM257 140H256V139ZM129 139V141H127ZM170 139H172V142H170L171 140ZM247 139V140H246ZM254 139V140H253ZM104 140V139H103ZM110 140V141H109ZM141 140H143L144 141V143H142V145H141V143H140V141ZM145 140H146V143H145ZM240 140L242 141V142H240ZM122 141V142H121ZM155 141V142H154ZM238 141V142H237ZM254 141V142H253ZM260 143H259V142ZM99 142V143H98ZM100 142H101V144H100ZM115 142V143H114ZM142 142V141H141ZM148 142H150V143H148ZM166 142V143H165ZM215 142V143H214ZM240 142V143H239ZM119 143V144H118ZM122 143V144H121ZM125 143V144H124ZM151 143H152V145H151ZM154 143H156V145H158V147L154 144ZM239 143V144H238ZM243 143V144H242ZM251 143V144H250ZM258 143H259V145H258ZM141 145V147L139 148L138 146H140ZM146 144H148V146L146 145ZM167 144V145H166ZM216 144V145H215ZM217 144H219L218 146L219 147H217V148H214V147H216L217 146ZM222 144V145H221ZM225 144V145H224ZM241 144V145H240ZM262 144V145H261ZM111 145V146H110ZM116 145V147H113V146H115ZM119 147H118V146ZM129 145V146H128ZM156 146V147H154V148H150V146ZM238 145H240V146H238ZM244 145H246V146H244ZM248 145V146H247ZM250 145V146H249ZM257 145V146H256ZM104 146H106V148H104V149H102ZM121 146H122V149L126 146V148H128L129 147V149L131 148L130 146H132V147H136L137 146V148H135V151H137L138 150V152H134L133 154H130L131 152H129V151H127L128 149H126V148H124V150L126 149V151L127 152H124L122 149H120L121 148ZM128 146V147H127ZM143 146V147H142ZM144 146L146 147L145 148V150H144ZM175 146V147H174ZM198 146H200L199 147V149H202L201 151H202V153L200 154V153H197V151L196 150H198ZM201 146H202V148H201ZM240 147V148H239ZM256 147V148H255ZM114 148H116V149H114ZM118 148H119V150H122V153L120 152V154H118ZM162 148V149H161ZM169 148V149H168ZM180 148V149H179ZM220 148H223V149H225V148H229V150H230V152H231V155H230V157L227 159V160H224V161H221L220 160V158H219V154H218V150L220 149ZM248 148V149H247ZM253 148H255V149H253ZM113 149V150H112ZM161 149V150H160ZM166 149V150H165ZM189 149H190V151H189ZM194 149V150H193ZM103 150V151H102ZM143 152H142V151ZM105 151V152H104ZM146 151V152H145ZM165 151V152H164ZM167 151V152H166ZM169 151H171V152H169ZM200 151V150H199ZM198 151V152H199ZM243 151V152H242ZM93 152V153H92ZM142 154H141V153ZM155 153V154H152V153ZM163 152V153H162ZM169 152V153H168ZM174 152V153H173ZM239 152H240V154H239ZM250 152V153H249ZM92 153V154H91ZM96 153H98V154H96ZM109 155H108V154ZM112 153V154H111ZM125 153H126V155H125ZM144 153V154H143ZM148 153V154H147ZM152 155H151V154ZM172 155H171V154ZM182 153V154H181ZM191 153V154H190ZM199 154V156L197 155V154ZM252 153V154H251ZM254 153H256L255 155H254ZM94 154V155H93ZM136 154H138V155H140V158H139V156H137ZM162 154H163V156H162ZM164 154H166V155H164ZM175 154V155H174ZM196 154V155H195ZM123 156V158H120V157H122ZM128 155V156H127ZM133 155V156H132ZM169 155V156H168ZM191 155V156H190ZM254 155V156H253ZM105 156V157H104ZM110 157V156H112V157H110V159H108V157ZM137 156V158H139L141 161H139V163H138V160L139 159H136L135 157ZM142 156V157H141ZM146 157V158H143V157ZM171 156V157H170ZM116 157V158H115ZM125 157H126V159H125ZM129 157V158H128ZM132 157V158H131ZM175 159H173V158ZM193 157V158H192ZM197 157V158H196ZM203 157H207L208 159H209V164H219V163H224V162H226V161H228L229 163L227 164V165H231V167H230V169H235L234 171H231V172H229V170H226L225 172H222V173H224L223 175L224 176H226L227 178H225L224 179V177L223 176H220V175H222L221 174V172L220 171H222V170H220V169H222V167L221 168H219V174L217 175L218 177H219V180L218 179H216V178H218V177H214V180L216 179L217 181H211L210 180V183H209V179L208 180H205L207 177L205 176V175H207V173H209L208 171L213 167H210L209 168V170L208 171H202V172H196V173H194L193 172V169L195 168V166L198 164V161L201 159V158H203ZM246 157V158H245ZM250 157V158H249ZM258 157V158H257ZM107 160V162H105V163H107V164H103V162L105 161V159ZM143 160H142V159ZM151 158H152V160H151ZM165 159V160H163V159ZM171 158V159H170ZM242 158V159H241ZM114 159H116V161H114ZM156 159H157V161H156ZM104 160V161H103ZM109 160V161H108ZM120 160H125V162L123 161H120ZM129 160H130V164H131V166H129V165H127V163L129 164ZM150 161V163L149 162H147V161ZM162 160V161H161ZM168 160H169V162H168ZM172 160H174V161H172ZM241 160V161H240ZM243 160V161H242ZM113 161V162H112ZM146 161V163L145 164H148V165H144V163L143 162H145ZM156 161V162H155ZM158 161H159V163H158ZM184 161V162H183ZM100 162V163H99ZM102 162V163H101ZM118 162V163H117ZM122 162V163H121ZM127 162V163H126ZM140 162H142V163H140ZM181 162V163H180ZM244 162V163H243ZM115 163H116V165H118L119 166V164L121 165V167L119 166V168L122 170H120L119 169V172H118V167L116 166V170L114 171V169L112 170V168H114V165H115ZM136 163H137V165H136ZM158 163V164H157ZM161 163V164H160ZM239 163H241V164H239ZM256 163V165H254ZM138 164H140V165H138ZM141 164H143V165H141ZM152 164V165H151ZM164 164V165H163ZM165 164L168 166H165ZM237 164V165H236ZM103 165H107V166H109L108 168H109V170H107L108 168H107V166H106V168L107 169H105V166H103ZM112 165V166H111ZM134 165V166H133ZM158 165V166H157ZM180 165V166H179ZM234 165V166H233ZM98 166V167H97ZM111 166V167H110ZM132 166L133 167H135L134 169H132V170H130L131 168H132ZM138 166H139V168H138ZM142 166H145L144 168L142 167ZM160 166V167H159ZM251 166V167H250ZM123 167V168H122ZM128 167V168H127ZM146 167H148V168H146ZM167 167V168H166ZM170 167L171 168H174L175 167V169H170ZM179 167V168H178ZM225 167V166H224ZM223 167V168H224ZM235 167V168H234ZM245 167V168H244ZM260 167V168H259ZM127 168V169H126ZM130 168V169H129ZM142 168H143V170H142ZM156 168V169H155ZM161 168H162V170H161ZM138 169V171H136ZM155 169V170H154ZM166 169V170H165ZM218 169V168H217ZM244 169V170H243ZM133 170H134V173L135 174H133ZM140 170H142V171H140ZM152 170V171H151ZM184 170V171H183ZM249 170V171H248ZM258 170V171H257ZM262 170V171H261ZM104 171V172H103ZM131 171V172H130ZM140 171V172H139ZM149 171V172H148ZM157 171V172H156ZM171 171V172H170ZM178 171V172H177ZM228 171V172H227ZM237 171V172H236ZM238 171H240V172H238ZM103 172V173H102ZM105 172H107V174L105 173ZM110 174H109V173ZM138 174H137V173ZM147 172V173H146ZM151 172V173H150ZM155 172H156V174L158 173L159 174V176L160 177H158L157 175H155ZM160 172V173H159ZM162 172H163V174L164 175H166V172H167V176H164L163 174H162ZM170 172V173H169ZM181 174H180V173ZM189 172V173H188ZM235 172V173H234ZM256 172H258L257 174H256ZM114 173V175H115V177H114V175H112L111 176V174H113ZM119 173V174H118ZM144 173H146V174H144ZM227 175H226V174ZM229 173V174H228ZM98 174V175H97ZM101 174V175H100ZM107 175V177H106V175ZM109 174V175H108ZM132 174V175H131ZM140 174V175H139ZM152 174H154V176H152ZM173 174V175H172ZM180 174V175H179ZM185 174H188V175H185ZM240 174V175H239ZM99 175H100V177H99ZM135 175V176H134ZM138 175H139V180L141 179L140 177H142V179L139 181L137 178H138ZM151 175V176H150ZM171 175V176H170ZM104 178H103V177ZM119 178H118V177ZM129 176V177H128ZM132 176H134V177H132ZM163 176V178H164V180H166V182L165 181H163V178H161ZM171 177V180H168V179H170V177ZM174 178H173V177ZM203 176L205 177L204 178V180L203 181H205V182H201V181H199L201 178H203ZM258 176V177H257ZM99 177V178H98ZM169 177V178H168ZM230 177H231V179H230ZM102 178H103V180H102ZM166 178V179H165ZM173 178V179H172ZM185 178V179H184ZM222 178V179H221ZM96 179V180H95ZM117 179V180H116ZM178 179V180H177ZM211 179V178H210ZM213 179V178H212ZM124 181V184H123V181ZM138 182H137V181ZM158 180V181H157ZM168 180V181H167ZM236 180H237V182H236ZM241 180V181H240ZM108 181H109V183H108ZM128 181H130L131 183H129ZM151 181V182H150ZM156 181V182H155ZM159 181H160V183H159ZM163 181V182H162ZM176 183H175V182ZM207 181H208V183H207ZM220 181H221V183H220ZM224 181H225V183H224ZM227 181V182H226ZM101 184H99V183ZM145 182H146V184H145ZM148 182H149V184H148ZM158 182V183H157ZM163 184H162V183ZM178 182H179V184H178ZM216 182H218V183H216ZM244 182V183H243ZM99 185H98V184ZM140 183L141 184V187H140V184L138 185V184ZM142 183H144L143 185H142ZM150 183H152V184H154V185H152V184H150ZM157 183V184H156ZM181 183V184H180ZM197 183H198V185H197ZM243 183V184H242ZM253 183V184H252ZM88 184V183H87ZM117 185V186H115V185ZM120 184V185H119ZM127 184V185H126ZM161 184H162V186H161ZM166 184V185H165ZM171 184V185H170ZM202 184V185H201ZM204 184V185H203ZM215 184H217V185H215ZM218 184H220V185H218ZM224 184H225V186H224ZM229 184V185H228ZM231 184V185H230ZM236 184V185H235ZM247 184V185H246ZM74 185V184H73ZM81 185V184H80ZM96 185V186H95ZM106 185V186H105ZM109 185V186H108ZM123 185V186H122ZM133 185V186H132ZM136 185V186H135ZM144 185H145V187H144ZM156 185H158V186H156ZM197 185V186H196ZM222 185V186H221ZM65 186V187H66ZM95 186V187H94ZM108 186V187H107ZM112 186V188H110ZM127 186V187H126ZM128 186H131V187H128ZM143 186V187H142ZM161 186V187H160ZM186 186H187V188H186ZM204 186V187H203ZM213 186V187H212ZM219 186V187H218ZM238 186V187H237ZM250 186V187H249ZM255 186V187H254ZM53 187V186H52ZM105 187V188H104ZM126 187V188H125ZM138 189L139 188V190H136V188ZM156 189H155V188ZM159 189H158V188ZM173 187V188H172ZM178 189H177V188ZM192 187V188H191ZM203 187V189L201 190V188ZM237 189H236V188ZM261 187V188H260ZM107 188V189H106ZM114 188V189H113ZM141 188V189H140ZM143 188V189H142ZM147 188V189H146ZM210 190H209V189ZM215 188V189H214ZM258 188V189H257ZM91 189L93 190V191H91ZM95 189H98V190H96L97 191V193H95L94 194V192H96L95 191ZM101 189H102V191L103 192H101ZM116 189H117V191H116ZM128 189V191H130V192H127L126 190ZM130 189V190H129ZM158 189V190H157ZM182 189H183V191H182ZM189 189V190H188ZM223 189V190H222ZM249 189H251V190H249ZM89 190V191H88ZM112 190V191H111ZM144 190V191H143ZM175 190H177V191H175ZM186 190V191H185ZM190 190H191V192H190ZM201 190V191H200ZM206 190V191H205ZM211 190H213V191H211ZM222 190V191H221ZM228 190H230V191H228ZM240 190H241V192H240ZM255 190H256V192H255ZM71 191H73V192H71ZM98 191L100 192L99 194H98ZM108 191H109V193H108ZM115 191V192H114ZM132 191H134V192H132ZM140 193H139V192ZM151 191V192H150ZM195 191V192H194ZM224 191H226V192H224ZM75 192L78 194V196L76 197V196H74V194H75ZM90 192V193H89ZM104 192L106 193L107 192V194L109 195H107L106 194V196H105V194H104ZM136 192H137V194H136ZM148 192V193H147ZM152 192H154V193H152ZM160 193V195H158L157 193ZM186 192V193H185ZM205 192V193H204ZM210 192V193H209ZM231 192V193H230ZM235 192V193H234ZM250 192V193H249ZM254 192V193H253ZM80 193H81V195H80ZM87 193H89V195L87 194ZM127 193H128V195H127ZM142 193V194H141ZM144 193V194H143ZM208 193V194H207ZM254 195H253V194ZM53 194V195H54ZM90 194H93V197H92V195H91V198H90V200H92L91 202V204L90 203H87V201H89L88 200V198L87 197H89L90 196ZM97 194H98V196H97ZM113 194V195H112ZM123 194H125V196H127L126 198L124 197V195ZM130 194V195H129ZM139 194V195H138ZM150 194V195H149ZM162 194H163V200H162ZM167 194V195H166ZM173 194V195H172ZM175 194V195H174ZM183 194V195H182ZM191 194H192V196H191ZM233 194V195H232ZM235 194H237V195H235ZM241 194V195H240ZM63 195V196H62ZM74 196V197H76V200H75V198L73 199V204L72 203H70V202H72L71 200H68L69 199V197L70 196ZM99 195H102V198L99 196ZM103 195H104V197H103ZM121 195V196H120ZM135 195V196H134ZM141 195V196H140ZM146 195V196H145ZM154 195H155V197H154ZM186 195V196H185ZM223 195V196H222ZM243 195V196H242ZM64 196H67V198L65 199L64 198ZM72 196V197H73ZM84 196V197H83ZM140 196V197H139ZM156 196H157V200H156ZM168 196V197H167ZM230 196V197H229ZM237 196V197H236ZM85 197L87 198L86 199V203H87V205H85V206H83V207H79V208H73V210H72V207L74 206V203H75V206H76V204H79L80 205V203H79V201L81 202V200L83 201V202H85L84 200H85ZM100 199H99V198ZM106 197V198H105ZM150 197V198H149ZM193 197V198H192ZM195 197V198H194ZM55 198V199H54ZM63 198H64V200H63ZM71 198V197H70ZM78 198V199H77ZM80 198V199H79ZM81 198H83V199H81ZM94 198H96V199H94ZM99 200H98V199ZM129 198H132V199H129ZM134 198V199H133ZM168 198H170V199H168ZM182 198V199H181ZM185 200H184V199ZM230 200H229V199ZM52 199H54V203L55 204H57V206L56 205H53L52 204ZM105 199V200H104ZM121 199V200H120ZM143 199H144V201H143ZM152 199H155V200H152ZM188 199H189V201H188ZM193 199V200H192ZM208 199V200H207ZM221 201H220V200ZM257 199V200H256ZM75 200V201H74ZM109 200H111V201H109ZM118 200H119V202H118ZM136 200V201H135ZM141 200H142V204H141ZM152 200V202H150ZM160 200H162V202L160 201ZM165 200V202L167 201H169V202H171V203H166L165 204V202L163 203V201ZM173 200V201H172ZM209 200H210V203H209ZM218 200V201H217ZM228 200V201H227ZM62 201V202H61ZM63 201H64V203H63ZM68 201H70V202H68ZM100 201H101V203H100ZM122 201V202H121ZM160 202V206L158 205L159 204V202ZM178 201V202H177ZM188 201V202H187ZM207 201V202H206ZM217 201V202H216ZM261 201V203H258V202H260ZM63 203L62 204V206H61V203ZM78 202V203H77ZM83 202H81V203H83ZM135 202V203H134ZM156 202V203H155ZM230 202V203H229ZM257 202V203H256ZM44 203H45V201L43 202V205H44ZM65 203H70L69 205L68 204H65ZM95 203V204H94ZM97 203H100V204H97ZM114 203V204H113ZM115 203H117V206L115 207ZM140 203V205H138ZM158 203V204H157ZM200 203V204H199ZM209 203V204H208ZM89 204L91 205V207L89 206ZM94 204V205H93ZM98 205V206H95V205ZM103 204V205H102ZM113 204V205H112ZM164 204V205H163ZM221 206H220V205ZM64 205V206H63ZM67 205V206H66ZM71 205H73V206H71ZM99 205H100V207H99ZM106 205V206H105ZM110 205V206H109ZM127 205V206H126ZM182 205L184 206V207H182ZM192 205V206H191ZM195 205V206H194ZM225 205V206H224ZM54 208H53V207ZM78 206V205H77ZM103 206V208H105V209H103V208H101ZM115 207L114 209H113V207ZM123 206H124V208H123ZM132 206V207H131ZM139 206H140V209H139ZM145 206H147V207H145ZM155 206H157V210H155ZM173 206V207H172ZM197 207L196 209L194 208V207ZM199 206V207H198ZM214 206V207H213ZM235 206V207H234ZM55 207H57V208H55ZM65 207V208H64ZM66 207H68L67 209H66ZM85 207V208H84ZM88 207V208H87ZM98 207H99V209H98ZM119 207H122V210L120 211V209L121 208H119ZM125 207H126V209H125ZM129 207H131L132 209H130ZM142 207V208H141ZM145 207V208H144ZM180 207H181V210H180ZM210 207V208H209ZM217 207V208H216ZM232 207V208H231ZM241 207V208H240ZM70 208V209H69ZM152 208V209H151ZM199 208V209H198ZM201 208V209H200ZM52 209L50 210L51 212H52ZM58 210V212H57V210ZM76 209H79V211L77 212V210ZM82 209H91L92 210V212L91 213H93L94 211H95V209H97V210H99L101 213L100 214H102V215H100V216H103L104 215V217H102V218H100V216H99V214H98V212L96 211L95 212V214L97 213L98 214V216H97V214H96V216L94 215V218L93 217H88V215L86 216L85 215V213L86 212H84V211H86V210H82ZM101 209H103V210H101ZM113 209V210H112ZM117 209V210H116ZM128 209H130V210H128ZM185 209V210H184ZM234 209V210H233ZM238 209V210H237ZM249 209V210H248ZM48 210V211H49ZM72 210V211H71ZM82 210V211H81ZM108 210V211H107ZM116 212H115V211ZM119 210V211H118ZM138 210H140V211H138ZM161 210L163 211V213H164V215H163V213H161ZM164 210H168L167 212H166V214H165V212H164ZM177 210V211H176ZM187 210V211H186ZM191 210V211H190ZM198 210V211H197ZM213 210V211H212ZM225 210V211H224ZM47 211V212H48ZM50 211H49V213H50ZM62 211V212H61ZM69 211L74 215H70L69 214ZM113 211H114V213L115 214H113ZM118 211V212H117ZM131 211V212H130ZM133 211V212H132ZM147 211V212H146ZM149 211V212H148ZM159 211V212H158ZM189 211V212H188ZM202 211V212H201ZM216 211V212H215ZM246 211V212H245ZM248 211V212H247ZM64 212H66V213H64ZM75 212V213H74ZM84 212V213H83ZM109 212V214H108V216H107V214L106 213H108ZM112 212V213H111ZM125 212V213H124ZM180 212L182 213V214H180ZM213 212V213H212ZM222 212V213H221ZM232 212V213H231ZM78 213H80V217L82 218L81 220L83 221V219H84V221L82 222V221H80V220H78L79 219V216H76V215H78ZM90 213V212H89ZM121 213V214H120ZM138 213V214H137ZM150 213V214H149ZM152 213V214H151ZM161 213V214H160ZM186 213V214H185ZM224 213H228L227 215H224ZM249 213V214H248ZM50 214H52V213H50ZM65 214V215H64ZM68 214V218L66 217V215ZM112 214V215H111ZM143 214V215H142ZM159 214V215H158ZM173 214V215H172ZM232 214V215H231ZM235 214V215H234ZM246 214H247V216L249 215V217L250 218H244L245 216H246ZM56 215V216H55ZM83 215L85 216V217H83ZM91 215V214H90ZM109 215H111V219H113V221H111V222H109V219H110V217H109ZM114 215H116V216H114ZM118 215L120 216L121 215V217L119 218L118 217ZM138 215H141L140 217L138 216ZM150 215V216H149ZM162 215V216H161ZM167 215H169V216H167ZM201 216V219H200V216ZM46 216H44V217H46ZM54 216L55 217H57V218H54ZM61 216V218H60V220L63 218V221H61V223H64L63 224V226L61 227L60 225V227L62 228L61 230H63V231H61V232H63L62 234H61V232L59 231V229L58 230H55L56 228H54V224L56 225V224H58V220H59V217ZM70 216V217H69ZM71 216H73V217H71ZM92 216H93V214H92ZM105 216L106 217H109V219H108V225H107V227L108 228H110L111 226H112V228H110V229H103L102 228V231L100 230V228L101 227H103V226H101L100 224V222L102 221V219L103 218H105ZM112 216H113V218H112ZM138 216V217H137ZM220 216H221V218H220ZM226 216V217H225ZM43 217V218H44ZM77 217H78V219H77ZM86 217H87V220L89 221V222H87V221H85L86 220ZM100 219H99V218ZM118 218V219H116V220H118V221H116L115 220V218ZM144 217V218H143ZM252 217V218H251ZM40 218H42V217H40ZM52 218V220H50ZM54 218V219H53ZM74 218H75V220H77V221H79V222H82L81 224H82V229H81V225H80V227L78 226L79 225V222H75V220H74ZM91 218H93V219H95V218H98L97 220H99V221H97L96 219H95V223L97 222L98 223V225L100 226V227H98L97 225H95V227H94V221L93 222H90V221H92L91 220ZM233 218H234V221H233ZM33 219V218H32ZM32 219H31V221H32ZM49 219V221H47ZM67 219H69V220H72L73 222H72V225L71 224H66V223H68V222H66V220ZM90 219V220H89ZM106 219V218H105ZM119 219H121V220H123V221H121V220H119ZM126 219V220H125ZM220 219V220H219ZM238 219V220H237ZM40 220H42V219H39L38 221L40 222ZM53 220H56V223L53 221ZM60 220H59V222H60ZM69 220H67V221H69ZM107 220V219H106ZM228 220V221H227ZM230 220V221H229ZM52 221L54 222L53 224H52ZM239 221V222H238ZM33 222H34V219H33ZM49 222V223H48ZM88 223L89 225H88V228H87V225L85 224V227L87 228V229H89L88 231H89V233H88V231H87V233H86V228L83 226L84 224L83 223ZM121 223L122 225H125V226H122L121 224H119V223ZM181 222H183L184 224H185V226L190 230V231H192L193 233H194V236H195V239L194 240H192V242L190 243V244H188V243H183L182 241H181V236L179 235V233L177 232V225L179 224V223H181ZM30 223H32V222H30ZM61 223H59V224H61ZM69 223H70V221H69ZM76 223V224H75ZM78 223V224H77ZM100 223V224H99ZM110 223V224H109ZM116 225H115V224ZM124 223V224H123ZM74 224V225H73ZM112 224V225H111ZM113 224H114V226H113ZM238 224V225H237ZM70 225L72 226V227H70ZM77 225V231L80 229V232L78 231H74V228L75 227H73V226H76ZM93 225V226H92ZM51 226H52V228H51ZM93 227V229H92V231L94 230V232H90L91 231V228ZM110 226V227H109ZM118 226V227H117ZM120 226V227H119ZM70 227V228H69ZM79 227V228H78ZM83 227H84V229H83ZM96 227H98L99 228V230L101 231V234H100V231L98 232V228H97V230H96ZM123 227V228H122ZM59 228V227H58ZM69 228V229H68ZM119 228V229H118ZM120 228H122L123 229V231H122V229H120ZM241 228V229H240ZM64 229H66V230H64ZM71 229V230H70ZM52 230H54L53 232H52ZM68 230V231H67ZM72 230L74 231V232H72ZM76 230V229H75ZM104 230H107V233H105V231ZM112 232H111V231ZM119 231V234H118V231ZM47 231L49 232V234L47 233ZM66 231V232H65ZM85 233H84V232ZM95 231H96V233L98 234V235H100V236H94V235H96L95 234ZM122 231V232H121ZM240 231V232H239ZM52 232V233H51ZM58 232V233H57ZM71 232V233H70ZM111 232V233H110ZM60 233V236L58 235ZM79 233V234H78ZM80 233H82L83 234V238L85 237V238H87L88 236L90 237H88L87 239H83V238H81L82 236V234H80ZM102 233H104V234H107V235H104V234H102ZM203 233V232H202ZM53 234H56V235H58L57 237L59 238H56L55 236V239H54V237L52 236ZM65 234V236H63ZM116 235V238H115V236L114 235ZM118 234V235H117ZM5 235V236H4ZM49 237H48V236ZM53 237V239H52V237ZM74 235H80V237L79 236H74ZM47 236V237H46ZM71 236H74V239L75 240H73V237H71ZM87 236V237H86ZM106 236V237H105ZM114 236V237H113ZM51 237V238H50ZM65 237V238H64ZM75 237H78V238H75ZM92 237H94V239H95V241H97L98 240V242H97V245H95L96 243H94L95 241H94V239L92 238ZM104 237H105V239H104ZM119 237V238H118ZM46 238V239H45ZM71 238H72V240H71ZM96 238H97V240H96ZM109 238H110V240H109ZM113 238V239H112ZM39 239V240H40ZM50 239H52V241H53V243L56 245V244H59L60 242H63V244L62 243H60L57 247H58V249H57V247L54 249L53 248V246L55 247V245H53V244H51V242H50ZM58 239V240H57ZM63 239V240H62ZM79 240V242L77 243V240ZM82 239L83 240H86L85 241V245L86 246H84L83 247V244L82 245H80L79 246V243L81 244V242H83L82 241ZM99 239H100V241H99ZM115 239V240H114ZM45 240H46V242H47V240H49L48 242H47V245L46 244H44L45 243ZM56 240V241H55ZM71 240V241H70ZM89 240V242H87ZM91 240H93V241H91ZM101 240H102V242H101ZM103 240H106V242H105V244H104V242H103ZM112 240V241H111ZM114 240V241H113ZM138 240H140L142 243H139V241ZM146 240V241H145ZM242 240L244 241V243H245V245H246V249L247 250H245V251H240L241 250V247L239 246L240 245V243H242ZM7 241V242H6ZM55 241V242H54ZM74 241V242H73ZM81 241V242H80ZM115 241H117V242H115ZM6 242V243H5ZM57 242V243H56ZM59 242V243H58ZM71 242V243H70ZM73 242V243H72ZM87 242V243H86ZM93 242V243H92ZM112 242V243H111ZM113 242H115V243H117L118 245H119V247H117L118 249L117 250H115L116 252L115 253H117V254H114V247H113V245L112 244H114ZM145 242V243H144ZM166 242H168L169 243V246H166ZM36 243V244H35ZM75 243V244H74ZM84 243V242H83ZM90 243V244H89ZM100 243V244H99ZM107 243H109V244H107ZM129 243L130 244H132L131 246L129 245ZM136 243V244H135ZM139 243V245L136 247V245ZM148 243V244H147ZM236 243L237 244H239L237 247H236ZM4 244H5V246H4ZM39 244H40V246H39ZM52 246H51V245ZM65 244H66V246H65ZM78 244V245H77ZM117 244H116V246H117ZM124 244H126V246H124ZM187 244V245H186ZM197 244H201V246H199L198 247V245ZM9 246V247H7V246ZM12 245V246H11ZM35 245V246H34ZM44 245H46V246H44ZM78 246V248H77V250H76V247ZM102 245V246H101ZM109 245L110 246H112V247H109ZM184 245V246H183ZM189 245V246H188ZM255 245V246H254ZM23 246V245H22ZM41 246H43V247H41ZM68 246V247H67ZM74 246V247H73ZM95 246V247H94ZM97 246V247H96ZM100 246V247H99ZM104 246H106V247H108V248H105ZM115 246V245H114ZM116 246H115V249H116ZM182 246H183V249H181L182 248ZM192 246V247H191ZM210 246V247H209ZM215 246V247H214ZM255 248H254V247ZM41 247V248H40ZM73 247V248H72ZM83 247V248H82ZM98 247H99V249H98ZM107 250H103L104 251V253L102 252V249H104V248ZM124 247V248H123ZM190 247V248H189ZM209 247V248H208ZM229 247H230V249H229ZM232 247H233V249L234 248H237V250L238 251H232L231 249H232ZM10 248V249H9ZM12 248H16V250L15 249H12ZM24 248V249H23ZM29 248H30V250H29ZM47 248V249H46ZM49 248L50 249H52L51 251L49 250ZM74 249V251H72L71 252V250H69V249ZM98 250H97V249ZM102 248V249H101ZM113 250H112V249ZM121 248V249H120ZM131 248V249H130ZM203 248V247H202ZM61 249H63V250H61ZM101 249V252L103 253V254H101V252H99V250ZM123 249V250H122ZM129 249H130V251H129ZM136 249V250H135ZM187 251H186V250ZM190 249H192V250H190ZM204 249V248H203ZM216 249H218V251L216 250ZM223 249V250H222ZM228 249V250H227ZM255 249V250H254ZM5 250V251H4ZM47 250H48V252H47ZM94 250V251H93ZM111 250L113 251V254L114 255H116V256H114V255H112V252H111ZM184 250V251H183ZM194 250V252H196V253H194V252H192ZM200 250H201V248H200ZM204 250H206V248L204 249ZM226 250V251H225ZM8 251V252H7ZM25 251H29L30 253H28V252H25ZM33 251V252H32ZM96 251V252H95ZM98 251V252H97ZM118 251V252H117ZM212 251V252H211ZM229 251V252H228ZM250 251V252H249ZM252 251L254 252V255L252 254ZM46 252V253H45ZM183 252V253H182ZM221 252V253H220ZM225 252H227V253H225ZM233 252V254H231V253ZM239 252V253H238ZM256 252V253H255ZM94 253H96V254H94ZM97 253H99L98 255H97ZM110 253V254H109ZM182 253V254H181ZM191 253V254H190ZM192 253H193V255H192ZM209 253V252H208ZM237 253V254H236ZM243 253V254H242ZM247 253V254H246ZM27 254H29V256H27ZM183 254H184V256H183ZM250 254V255H249ZM95 255H97V256H95ZM101 255V256H100ZM186 255V256H185ZM206 256H207V254H205ZM224 255V256H223ZM238 255V256H237ZM242 255V256H241ZM245 255V256H244ZM252 255V256H251ZM35 256V257H34ZM95 256V257H94ZM189 256V257H188ZM190 256H191V258H190ZM196 256V257H195ZM205 256V257H206ZM236 256V257H235ZM250 256V257H249ZM178 259H177V258ZM195 257V258H194ZM232 257V258H231ZM236 259H234V258ZM238 257V258H237ZM241 257V258H240ZM243 257H245V258H243ZM258 257V258H257ZM176 258V259H175ZM181 258V259H180ZM194 258V259H193ZM213 258V259H212ZM250 258V260L249 261H247L246 259H249ZM253 258H254V260H256V261H254L253 260ZM205 259H207V258H205ZM239 259V260H238ZM243 259H244V261H243ZM178 260V261H177ZM195 261V262H194ZM247 261V262H246ZM184 262V263H183ZM235 262V263H234ZM262 264H264V263H262Z\"/></svg>","mask_w":264,"mask_h":264},{"label":"crops","instance_id":"3","mask_svg":"<svg viewBox=\"0 0 264 264\" xmlns=\"http://www.w3.org/2000/svg\"><path fill=\"white\" fill-rule=\"evenodd\" d=\"M218 154H219V158L221 161H224V160H227L230 155H231V152L229 150V148H220L218 150ZM209 159L207 157H203L201 158L199 161H198V164L195 166V168L193 169V172L196 173V172H202V171H208L210 167H214L215 169L217 168H221L225 165H227L229 162L226 161L224 163H219L218 165L217 164H209ZM235 168V167H234ZM232 170V169H231ZM231 170L229 172H231ZM233 171V170H232ZM200 216V215H199ZM244 218H250L249 215L245 216ZM252 218V217H251ZM200 219H201V216H200ZM177 232L179 233V235L181 236V241L183 243H188L190 244L192 242V240L195 239V236H194V233L192 231H190L183 222L179 223L177 225ZM203 232V233H202ZM204 235V240H203V246H208V245H211L207 242V239L205 238L206 234L204 231H202V228H199L198 229V232H197V240L199 241L198 243L201 242V238L202 236ZM129 245L131 246L132 244L129 243ZM198 247L200 246V244H197ZM239 244L236 243V247L238 246ZM124 246H126V244H124ZM166 246H169V243L166 242ZM241 247V251H244V250H247L246 249V245L244 243V241L242 240V243H240L239 245ZM201 248V247H199ZM237 251V248H234L232 247V251ZM159 251V248H158V245L156 243H154L153 239L151 241V244H150V248H149V258H148V264H171L172 262L170 261V258L169 256H166L164 255L163 253H161L160 255L157 254V252ZM259 253L262 257H264V246H261L259 248ZM211 255L212 254H207V260L210 261L211 259ZM213 259V258H212ZM247 261H249V259H246ZM173 264V263H172ZM214 264H218L217 262H215Z\"/></svg>","mask_w":264,"mask_h":264}]
</instances>
